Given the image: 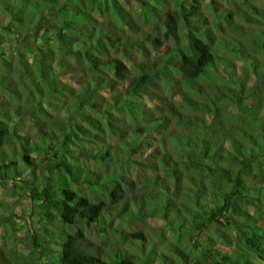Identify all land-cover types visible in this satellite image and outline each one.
I'll return each instance as SVG.
<instances>
[{"label":"trees","instance_id":"trees-1","mask_svg":"<svg viewBox=\"0 0 264 264\" xmlns=\"http://www.w3.org/2000/svg\"><path fill=\"white\" fill-rule=\"evenodd\" d=\"M0 93L22 264H264V0H0Z\"/></svg>","mask_w":264,"mask_h":264},{"label":"rangeland","instance_id":"rangeland-1","mask_svg":"<svg viewBox=\"0 0 264 264\" xmlns=\"http://www.w3.org/2000/svg\"><path fill=\"white\" fill-rule=\"evenodd\" d=\"M70 8L72 9V7ZM60 10L61 4L54 7L50 13L41 20L42 24H49L52 26L53 23L58 21V13ZM62 15L63 14L60 12L59 17ZM61 18L63 19V17ZM45 46H47V44L43 43L42 47ZM5 100V96L0 93L2 108L8 110ZM23 131L25 132V130ZM23 170L25 171V178L32 180L33 172L27 170L26 167H24ZM36 174L38 175V172H36ZM46 178L47 174H41V180H43L44 183L46 182ZM12 182H9L7 186L0 184V251H2L0 255L5 260H9L12 264L16 262L18 264H22V262H36L38 249L34 245L33 233L36 231L40 237L43 225L38 223L37 219L32 215L28 216L30 204L26 188L19 187V185L24 186V183L19 181L17 185L14 186ZM159 225H161L160 220H149L147 229L152 231V228ZM112 253L114 254L116 252L113 251Z\"/></svg>","mask_w":264,"mask_h":264}]
</instances>
